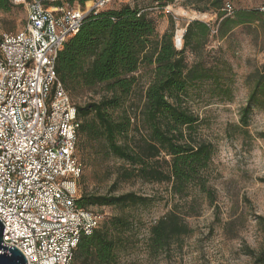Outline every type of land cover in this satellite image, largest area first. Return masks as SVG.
I'll return each instance as SVG.
<instances>
[{
	"label": "rangeland",
	"instance_id": "obj_1",
	"mask_svg": "<svg viewBox=\"0 0 264 264\" xmlns=\"http://www.w3.org/2000/svg\"><path fill=\"white\" fill-rule=\"evenodd\" d=\"M91 1L82 5L74 0L72 5L86 10ZM222 1H229L236 10L264 7V0ZM124 4L143 9L152 18L158 37L171 31L175 36L177 29L184 30L192 20L211 27L200 56L186 51L185 58L190 64L199 56L207 65H216L218 81L195 83L185 103L200 120L197 137L214 149L208 180L215 197L211 202L193 188L180 197L166 183L135 178L115 183L120 168L127 164L112 156L104 140L86 138L79 141L76 152L83 167L78 196L133 192L147 198L126 207H89L101 215V225L112 218L122 220L117 229V264H253L248 252L256 256L264 249V92L252 104L246 127H241L240 113L253 88L255 72L264 69V19L260 16L220 37L217 28L223 16L219 18L213 0H113L105 9ZM25 22V7L11 2L7 11L0 10V36L21 30ZM151 71V66H138L128 100L140 101ZM104 95L105 87L96 85L78 90L71 100L78 105ZM119 111H112V116L117 117ZM126 140L132 142L133 137ZM175 204L188 232L173 238L166 250L152 253L148 250L150 228Z\"/></svg>",
	"mask_w": 264,
	"mask_h": 264
},
{
	"label": "trees",
	"instance_id": "obj_2",
	"mask_svg": "<svg viewBox=\"0 0 264 264\" xmlns=\"http://www.w3.org/2000/svg\"><path fill=\"white\" fill-rule=\"evenodd\" d=\"M73 1L57 3L72 5ZM86 1L80 0V3L83 5ZM213 2L220 12L219 18L223 16L217 28L220 37L260 16L264 19V7L263 10L233 7V13L227 15L223 7L229 1ZM10 3L11 0H0V10L7 11ZM210 32L209 24L190 21L184 28L182 45L178 49L174 45L173 32H164L158 37L152 18L136 6L124 4L117 9L104 6L88 12L77 32L64 42L55 62L58 78L70 98L78 90L96 85H103L106 91L98 101L75 105L79 120L76 152L82 138L94 142L102 139L112 156L127 164L120 168L115 183L134 178L166 183L171 193L180 197L193 188L212 202L215 196L209 184L208 168L214 149L210 142L197 137L200 120L185 103L195 83L218 81L217 66L207 65L199 58V51ZM186 51L199 56L189 64ZM141 64L152 67L151 79L140 101H130L128 98L136 81L134 73ZM254 77L247 104L241 109V127L247 126L252 104L257 95L264 92V69L257 70ZM116 110H120L119 114L113 117L111 112ZM129 136L133 137L132 142L126 140ZM146 200L133 192L81 195L76 205L79 208L126 207ZM118 225H122V220L112 218L99 224L91 234L82 235L74 250L73 264H117ZM187 232V224L176 211L175 204L151 226L148 250L152 253L164 251L173 238ZM248 254L253 257V264L264 263V249L256 256L252 250Z\"/></svg>",
	"mask_w": 264,
	"mask_h": 264
},
{
	"label": "built area",
	"instance_id": "obj_3",
	"mask_svg": "<svg viewBox=\"0 0 264 264\" xmlns=\"http://www.w3.org/2000/svg\"><path fill=\"white\" fill-rule=\"evenodd\" d=\"M59 1L11 0L25 7L26 22L0 36L2 239L27 264H73L81 236L101 221L98 212L76 205L83 168L76 157L79 120L55 62L86 14L112 0H93L86 10ZM223 11L232 14V4ZM183 32L179 46L174 36L176 47Z\"/></svg>",
	"mask_w": 264,
	"mask_h": 264
},
{
	"label": "water",
	"instance_id": "obj_4",
	"mask_svg": "<svg viewBox=\"0 0 264 264\" xmlns=\"http://www.w3.org/2000/svg\"><path fill=\"white\" fill-rule=\"evenodd\" d=\"M175 43L178 45L179 39L175 35ZM4 225L0 221V264H27V261L21 251L15 246L3 242L2 236Z\"/></svg>",
	"mask_w": 264,
	"mask_h": 264
},
{
	"label": "bare ground",
	"instance_id": "obj_5",
	"mask_svg": "<svg viewBox=\"0 0 264 264\" xmlns=\"http://www.w3.org/2000/svg\"><path fill=\"white\" fill-rule=\"evenodd\" d=\"M91 4H92V2L89 4V6H87V7H90L91 6ZM203 15V17H205L206 16V14H202ZM181 33H182V29H177V31H176V38L177 39H180V35H181ZM180 45V43H178V46Z\"/></svg>",
	"mask_w": 264,
	"mask_h": 264
}]
</instances>
